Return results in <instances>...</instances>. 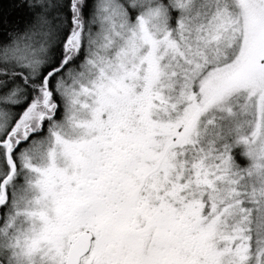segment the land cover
I'll return each mask as SVG.
<instances>
[{
	"label": "snow or ice",
	"instance_id": "1",
	"mask_svg": "<svg viewBox=\"0 0 264 264\" xmlns=\"http://www.w3.org/2000/svg\"><path fill=\"white\" fill-rule=\"evenodd\" d=\"M0 264H264V0H0Z\"/></svg>",
	"mask_w": 264,
	"mask_h": 264
}]
</instances>
